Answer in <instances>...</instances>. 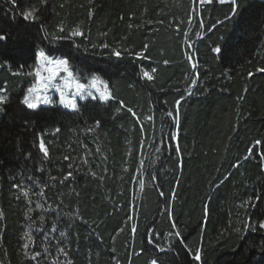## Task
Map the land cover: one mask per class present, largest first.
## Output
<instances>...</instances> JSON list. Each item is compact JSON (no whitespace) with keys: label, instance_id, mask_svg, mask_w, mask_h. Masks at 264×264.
Masks as SVG:
<instances>
[{"label":"trees","instance_id":"obj_1","mask_svg":"<svg viewBox=\"0 0 264 264\" xmlns=\"http://www.w3.org/2000/svg\"><path fill=\"white\" fill-rule=\"evenodd\" d=\"M231 11L230 0H0V264H264V0ZM41 49L82 84L99 76L113 99L27 109Z\"/></svg>","mask_w":264,"mask_h":264},{"label":"snow or ice","instance_id":"obj_2","mask_svg":"<svg viewBox=\"0 0 264 264\" xmlns=\"http://www.w3.org/2000/svg\"><path fill=\"white\" fill-rule=\"evenodd\" d=\"M43 2V0H42ZM201 4H209L212 3L213 0H199ZM220 3H225V0H219ZM12 3L15 4V0H12ZM231 3V14L229 16L225 17V20L232 19L235 17L238 13L239 9V0H230ZM37 9L31 8L28 11H25L22 13L23 18L25 20H35L37 17L35 16ZM91 15V12H90ZM223 21L218 20L215 25L212 27L215 28L217 25L222 24ZM203 26V25H201ZM131 27V25H130ZM61 31H63V28H61ZM71 36H82L83 33L79 30V28L73 30L70 33ZM6 37L4 35H0V41H4ZM103 47L107 48L108 45L105 44ZM145 50L147 49V45L144 46ZM215 53H221L222 48L221 46H216L212 49ZM113 55L120 57L121 53L114 51ZM137 58H140L143 53H136L135 54ZM165 64L168 63V61L164 62ZM66 73L64 76H60V82L57 83V77L59 76L60 72ZM156 70L153 69V72ZM258 72H264V68L257 69ZM44 72H47V75H43ZM18 74V73H17ZM28 75H34L35 81L34 83L27 89L26 93L24 94L22 100L20 101L21 104L26 106L29 110H36L39 108L41 104H49L53 101L50 100L46 95H44L45 92L49 88H54L56 92L59 93V104L64 106L65 108L77 109L76 104V98L81 97L83 98L84 93L87 92L89 96H92L93 99L96 98V96L93 95L92 92L88 91L89 87L95 88L96 92L98 93V98L101 101H107L110 99H113L111 93L108 91V84L106 81L102 80L99 76L93 75L91 77V80L89 81L88 85L80 83L77 78L73 74V70L69 66V61L67 59H59V58H52L50 59L44 52V50H39L36 53V60H35V67L33 71H30ZM252 73H249V76H251ZM143 76L146 77L148 80H152L153 76H151L148 72H144ZM195 83V81H194ZM99 85H103V90L99 87ZM74 89V91H73ZM4 91L3 89H0V92ZM7 97L4 95H0V113L4 111L3 105L7 102ZM177 105H179L180 101H176ZM121 108L124 107L123 102L120 103ZM117 112L120 111V109L116 110ZM129 112L132 111V109H128ZM135 115V113H133ZM169 116H172L173 114L171 112L168 113ZM148 119H151L149 117ZM177 120H178V113H177ZM100 121H96V125L99 126ZM56 131H59V129H56ZM175 136L170 137V139H175ZM257 144L261 143L260 141H256ZM40 151L45 155V157L48 156V149L45 146L44 141L41 139L39 144ZM251 151V150H250ZM177 152H179V149H177ZM68 157H65L67 159ZM72 175L71 172H69L64 179L67 180ZM53 179H55L53 177ZM63 183V181H61ZM13 187H16V185H13ZM25 196H27V192L24 193ZM163 195V193H161ZM39 206V205H38ZM171 219V215H170ZM172 227L175 229L176 225L173 223ZM250 227L247 223L245 224V230H247ZM259 227L261 229H264V221L259 222ZM55 230V229H53ZM27 235V234H26ZM64 233H61V236H63ZM169 235H173L172 233H169ZM176 237L180 236L179 232L175 233ZM31 239V237H29ZM149 244L152 243V240L149 239ZM25 248H27V244L24 245ZM159 250V249H158ZM59 251L67 255V253L64 251L63 248L59 249ZM39 255V253H37ZM194 259L196 261H201V250L197 249L194 253ZM68 264H71L69 261ZM150 264H159V260L157 258H153L150 261Z\"/></svg>","mask_w":264,"mask_h":264},{"label":"rangeland","instance_id":"obj_3","mask_svg":"<svg viewBox=\"0 0 264 264\" xmlns=\"http://www.w3.org/2000/svg\"><path fill=\"white\" fill-rule=\"evenodd\" d=\"M219 1V0H218ZM225 1H228V0H225ZM50 58V57H49ZM50 59H52V58H50ZM34 67H35V64L33 65V67L31 68V71H33L34 70ZM48 73L47 72H44L43 73V75H47ZM64 75H66V73H64V72H60V74H59V76L57 77V80H56V82L57 83H59L60 82V76H64ZM31 77H32V82H31V84H30V86L34 83V81H35V77H34V75H31ZM29 86V87H30ZM28 87V88H29ZM99 87L101 88V90H103V85H99ZM27 88V89H28ZM73 91H74V89H73ZM88 91H90V92H92L93 93V95L94 96H96L97 98H98V93L96 92V89L95 88H91V87H89V89H88ZM0 95H3V93L2 92H0ZM44 95H46L50 100H52L53 102H54V100L55 99H57L58 101H59V93L58 92H56L55 91V89L54 88H49L48 90H47V92H45L44 93ZM83 97H92V96H89L88 95V93L87 92H85L84 93V96ZM79 98H81V97H77L76 98V100L77 99H79ZM52 102V103H53ZM52 103H49V104H52ZM41 105H45V104H41Z\"/></svg>","mask_w":264,"mask_h":264}]
</instances>
